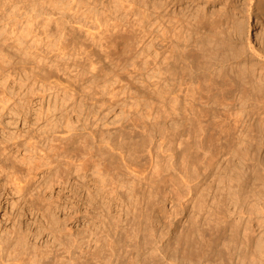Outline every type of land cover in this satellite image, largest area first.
Returning a JSON list of instances; mask_svg holds the SVG:
<instances>
[{"label":"bare ground","instance_id":"1","mask_svg":"<svg viewBox=\"0 0 264 264\" xmlns=\"http://www.w3.org/2000/svg\"><path fill=\"white\" fill-rule=\"evenodd\" d=\"M119 1V5L112 8L103 5L102 0H22L20 7H12L11 4L9 16L14 18L12 21L25 19V36L32 32V20L40 17L42 33L47 39L46 47L56 49L52 51L60 55H65L70 49L71 56L82 58L91 70H95L96 64L103 59L110 60L112 47H118L119 39H125L128 53H120L121 63L118 65L120 69L130 65L138 71L141 68H136L134 59L140 54L135 53V43H138L135 30L129 27L122 29L123 25L116 17L119 10L128 9L127 14L131 16L138 11V19L132 25L141 24L147 10L139 7L135 10L134 4L127 2L124 5L126 0ZM171 1L153 2L147 14L150 26L147 31L154 52L148 77L151 80L149 83L143 79H137L134 84L131 81L124 83L136 89L149 87L153 96L172 95L167 99L169 110L162 115L170 135L166 141L165 164L159 165L160 159L155 154L152 156V132L157 125H147L135 118L109 130L90 129L80 133L75 127L71 130L73 127L70 126L66 135L61 136L56 132L49 134L52 130L27 144L25 154L17 162L24 168V178L38 171L34 175L43 174L49 186L60 185L62 190L69 187L73 193L72 201L77 202V212L81 211L78 195L83 200L84 214L96 217L101 215L100 206L87 190L86 196L82 194V187L76 179L70 181V173L81 177L86 169L91 168L100 181L98 183L108 192V195L105 190L102 192L105 196L104 210H107L108 217H116L112 214L111 203L115 201L113 195L117 187L123 186V182L112 174L110 159L113 156L108 159L106 155L116 152L117 159L135 177L141 161L149 158V172L155 184L161 180V171L176 172L175 176L170 174V192L178 202L174 215L178 211L184 212L185 226L174 237L173 243L166 238L161 248L154 246L153 242L161 240L162 231H149L140 243L119 242L118 246H106V249L97 245V241L92 244L93 239L87 241L86 235H66L74 249L71 248V256L67 255L68 261L57 264H264V231H254L252 224L257 219L264 226V63L259 66L262 73L258 72L259 62L253 59L264 60V0H244L245 14L241 18H233V11L238 9L234 0H231L234 5L230 10L226 9L227 0H189L194 4L180 0L182 4L178 11L170 8ZM207 2H217L220 6L207 10ZM66 9H71V45L66 42L62 27ZM111 15H115L113 23L109 22L113 21ZM251 17H256L261 26L254 34L258 48L249 38ZM50 23L56 26L54 33L47 30ZM122 30L124 34L120 33ZM105 31L107 35L103 38L100 35ZM76 32H82V35ZM16 40L22 43L19 38ZM88 43L98 45L104 54L98 55ZM20 49L27 53L23 45ZM101 68V71L105 69ZM104 73L108 74L107 71ZM50 77L48 72L42 78ZM173 80L176 82L172 84L170 81ZM216 118L221 120L216 121ZM239 129L243 139L234 137ZM130 142L132 144L128 145ZM225 154L228 157L220 161ZM212 170L216 175L207 181ZM15 172L8 175L14 182L19 175L17 172L16 176ZM224 179L227 188L219 185ZM132 187L129 192L135 196ZM119 228V231H126L122 225ZM127 236L128 239L130 235ZM20 237L23 245L27 238ZM7 238L8 235L1 234L0 243ZM74 253H77V258ZM38 262L23 263L16 258H4L0 253V264H44Z\"/></svg>","mask_w":264,"mask_h":264},{"label":"rangeland","instance_id":"2","mask_svg":"<svg viewBox=\"0 0 264 264\" xmlns=\"http://www.w3.org/2000/svg\"><path fill=\"white\" fill-rule=\"evenodd\" d=\"M155 1L157 0L125 1L124 5L127 2L134 4L137 7H134L135 10L139 8L140 10L141 8L147 10L145 16L141 18L142 25L140 23L132 25L135 19H138V11H135V16H131L130 13L127 14L128 9L125 11L119 10V14L117 12L118 18L116 17V19L123 25L122 29L125 27L134 29L137 35L138 43H135V53L137 52L140 55L134 60L137 64L136 68L141 69L136 71L130 65L126 66L125 69H120L121 66L118 65L121 63L120 53L123 51L126 54L128 53L125 39H119L118 47H112L110 60L103 59L96 64L95 70H91L87 64L85 65L86 61L82 58L72 57L70 49L67 50V53L65 52V55H60L57 51H52L56 49L49 50L46 47L47 39L46 35L42 33L40 17L32 20V26L30 27L32 32L25 36V19L12 21L14 18L9 16L12 7H20L22 0H0V235H8L7 240L0 243V253L4 258H16L23 263L39 261L38 263L44 264H52L53 262L57 264L68 261V256H71L69 254L74 248L69 243L71 241H67L65 236L68 235L69 237V235L75 233H78L79 236L86 235L88 237V239L86 238L87 241L90 242L93 239L92 244L97 241V245L106 249V246L110 248L111 245L112 247L118 246L122 242L124 244H128V241L140 243L145 238V234L150 233L149 231H162L164 235L161 240L157 239L156 242H153L154 246L160 247L165 244L166 238L170 243H173L174 237L185 226V213H179L178 211L177 215H174V207H177L178 202L175 201L176 198L170 192V174L175 176L177 175L176 172L173 170L165 171L160 167L163 170L161 171V180L157 181L158 184H155L152 182V176L149 172V158L141 161L142 164L139 167L140 169H137L135 177V174L117 159L116 152H112L111 156L106 155L108 159L113 156L110 159L112 174L114 173L123 182V186L120 187L119 185L117 187L113 195L115 201L111 203L112 214L114 213L116 217H108L107 210H104L105 196H102L104 195L102 192L105 189L98 183L100 181H98L99 179L91 168L86 169L85 175L81 177L76 173H70V181L76 179V182L82 187V194L86 196L88 191L96 204L100 206L101 215L96 217L84 214L82 209L83 200L78 195L77 200L81 203V206L78 205V207L81 208V211L80 213L77 212V202L76 200L72 201L73 193L71 194L69 187L62 190L60 185L49 186L46 182L47 177H44L43 174L34 175L38 171L30 175L31 178L27 176L24 178V168L23 166L20 167V163L17 162L20 156L25 154L27 144L52 130L54 131L49 134L56 132V135L60 133L59 136L66 135V130L72 127L71 130L77 129L80 133L90 129L95 131L109 130L125 125L135 118L147 125L153 123L157 125L152 132L155 147L152 148V156L155 154V157L158 160L160 159L161 164L159 163V165L163 166L165 164L166 152H168L165 150V148L167 149L166 141L170 135L166 130L165 117H162V115L168 112L167 99L169 100L172 95L153 96L154 94L149 87H137L136 89L133 85H124V83L130 81L133 84L137 83V79H143L145 83H149L151 80L148 77L154 52L152 53L151 40L147 31L150 30L147 14ZM172 1L175 6L170 3V8L178 11L182 2L180 0ZM185 1L194 4L189 0ZM234 1L239 11H233V18H241L245 14L244 0ZM102 2L103 5H109L113 8L118 6L121 1L102 0ZM233 2L227 0L225 3L226 9L230 10L231 6L234 5ZM206 4L205 8L207 10L211 9L212 6L215 8L220 6L217 2L213 4L207 2ZM64 16L62 27L67 36L66 42L70 43L71 9H66ZM111 16L113 21L109 22L113 23L115 15ZM249 23H251L250 41L258 48V42L255 40L254 34L256 31L259 32L261 26L256 21V17H251ZM55 28L56 26L50 23L47 30H52V33H54ZM124 30L120 33L124 34ZM76 33L82 35V32ZM105 35H107L106 31L100 36L104 38ZM17 38L22 41L23 44H20L23 45L26 54L20 49L22 45L18 43ZM88 44L98 55L102 56L104 54L102 48H99L98 45ZM253 59L259 62L257 68L258 72H261L259 66L264 63V60L258 57ZM102 66L106 70L101 71ZM262 66L264 68V65ZM38 67L41 68L40 71ZM106 71L107 75L104 73ZM48 72H50L51 77L49 79L42 78ZM117 73L120 76H116ZM170 82L173 84L176 81ZM170 82L168 81V83ZM163 84L165 85V83ZM69 96L71 97L69 98ZM155 99L156 101H152ZM219 110L222 112V107ZM66 119L67 121L70 119L68 123L65 122ZM215 120L219 121L221 118ZM226 122L231 123L232 121L226 120ZM234 137L244 138L240 129L234 134ZM132 139L137 140L135 137ZM159 141H161V144ZM43 143L46 142L43 141ZM129 144H132V142ZM227 157V154L223 155L220 161ZM187 162L189 163V159H187ZM11 168H14L13 170L16 172ZM12 172H15L16 176L17 172L19 173L15 182L8 176ZM215 175V170H212L207 181ZM20 176H23L21 180ZM219 185L227 188L225 179ZM130 187L135 190V196L130 195ZM105 192L108 195L106 190ZM89 210L91 211V209ZM118 216L120 218L117 219ZM254 220L252 223L253 230L264 231L263 223H259L257 219ZM116 223L124 226L126 231H119V225ZM118 231L122 233H118ZM124 234H126L125 237ZM22 235L25 239L27 238L26 243L25 241L22 242L23 245L20 244V236ZM80 246L84 245L80 244ZM47 248H50V250H47ZM71 248L73 249L71 250ZM84 248L82 247V250H85ZM75 255L77 258V253H74V257Z\"/></svg>","mask_w":264,"mask_h":264}]
</instances>
